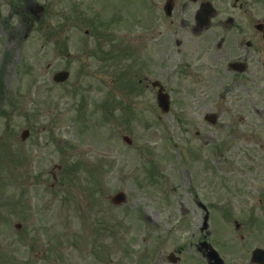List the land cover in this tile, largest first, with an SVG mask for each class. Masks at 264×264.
<instances>
[{"label": "rangeland", "instance_id": "obj_1", "mask_svg": "<svg viewBox=\"0 0 264 264\" xmlns=\"http://www.w3.org/2000/svg\"><path fill=\"white\" fill-rule=\"evenodd\" d=\"M52 2L55 7L51 11L56 15L45 18V23L55 25L66 20L62 14L67 13L59 8V2ZM67 25H71L70 19ZM49 28L45 30L49 29L51 36L54 35L53 27ZM75 38L61 46L75 56L78 46L88 40V61L67 62L61 57L52 61L48 55L49 46L45 45L46 49L42 50L41 41L33 38L27 47V44L22 45L27 50V63L24 60L21 69L17 64L18 73H11L9 78L11 91L15 92L11 103L19 118L23 113L24 118L27 116L24 103L32 107L39 98V104H36L40 110L38 128L43 131L41 141L46 144L41 150L42 155L25 154L26 157L21 159L7 155L10 150L12 153L18 150L19 134L24 129L21 119L10 126L12 134L6 135L8 140L0 141V169H21L10 182L0 183L10 200L11 188L12 194H18L15 197L18 198L17 205L11 200V207L3 205L1 208L5 210L6 218L0 220V264H6V253L11 250L8 241L15 247L19 244L17 249L24 250L22 256L40 244L46 252L44 264H164L167 253L174 247L172 240H166V232L181 222L183 209L195 212L194 206L185 205L188 196L183 193L186 190L183 169L252 170V197L249 198L261 199L260 208L264 213V114L263 119L253 117L252 137H239L228 152H222L223 157L218 153L212 156V152L202 149L199 164L196 159L193 161L192 157L183 155L185 134H202L203 125L198 119L188 126H144L140 124L148 121L153 109L143 108L140 117L133 115V119L138 117V124L133 120L131 124L117 122L115 114L110 123L101 120V89L103 78L109 81V71L103 69L100 52L95 53L94 59L90 56L95 39L83 38V26ZM254 50L256 54L250 56L253 69L247 79L251 80L254 72L253 79L257 82L253 85L254 103L248 113L251 115L259 110L258 115H261L263 104L258 108L260 99L255 100V96L259 95L256 91L264 92V45L257 42ZM176 60L180 59L176 57ZM62 68L69 71L71 77L66 85L54 86L51 73ZM27 69L30 73L21 76L24 82L21 84L19 76ZM33 78L40 82L41 88L26 92ZM78 78L79 84L76 83ZM87 88L84 96L83 93H80L81 97L73 94ZM80 101L84 103L87 113L84 109L82 113L87 118L75 121ZM49 120L54 121L52 125L47 124ZM3 129L0 125V133H4ZM246 130L250 131V127ZM124 135L132 140L131 147L121 141ZM192 148L199 149L196 144ZM5 152L6 156L3 155ZM31 165L37 169L28 174ZM54 167H59L56 168L59 184L55 190H49ZM236 176L234 181L244 185L243 180L238 179L241 175ZM27 177L28 181L40 179V188L35 193L33 190L25 192L30 188L27 187L29 182H25ZM120 191L125 202L119 207L112 206L109 198ZM5 196L0 202L8 201ZM251 204L255 206L259 202L252 201ZM17 223L20 226L15 229L13 226ZM11 235H16L17 241L9 239ZM18 259L13 258L11 262L17 264Z\"/></svg>", "mask_w": 264, "mask_h": 264}, {"label": "flooded vegetation", "instance_id": "obj_2", "mask_svg": "<svg viewBox=\"0 0 264 264\" xmlns=\"http://www.w3.org/2000/svg\"><path fill=\"white\" fill-rule=\"evenodd\" d=\"M51 7L52 0H0V33L14 44L31 27L32 35L42 37L36 38L59 47L62 41L56 37L61 30L55 36L48 32V37L43 32L49 27L42 16ZM113 8L119 15L118 56L134 63L137 88L149 92L141 99L145 108L153 109L151 124L157 119L195 123V116L203 123L205 114L212 113L213 133L203 135V145L212 142L213 155L226 152L229 141L251 131L248 110L257 80L254 72L251 80L247 76L253 69L250 56L256 54L255 44L264 45V0H116ZM4 43L0 38L2 49ZM54 51L59 55L61 49ZM65 57L70 58L66 53ZM160 88L169 95L174 114L156 113ZM217 171L228 169H186V204L197 211V230L188 249L194 248L198 264H219L210 260L208 246L221 258L220 264H254L253 250L264 251V220H252L246 209L249 198L237 191L230 177L221 180ZM185 262L191 264L187 254Z\"/></svg>", "mask_w": 264, "mask_h": 264}, {"label": "water", "instance_id": "obj_3", "mask_svg": "<svg viewBox=\"0 0 264 264\" xmlns=\"http://www.w3.org/2000/svg\"><path fill=\"white\" fill-rule=\"evenodd\" d=\"M56 79H57V80H65V79H66V74L58 75V76L56 77ZM123 201H124V198H123L122 195H117V196H115V197L112 199V202H113L114 204H120V203H122Z\"/></svg>", "mask_w": 264, "mask_h": 264}]
</instances>
